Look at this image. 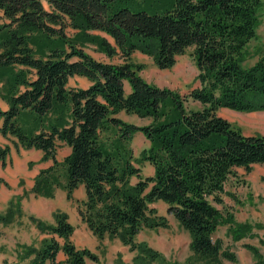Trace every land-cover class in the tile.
<instances>
[{"label":"trees","instance_id":"1","mask_svg":"<svg viewBox=\"0 0 264 264\" xmlns=\"http://www.w3.org/2000/svg\"><path fill=\"white\" fill-rule=\"evenodd\" d=\"M260 3L0 0V97L7 104L0 108V134L16 148L38 149L53 161L32 191L52 195L59 184L56 148L64 143L70 148L63 160L67 196L83 185L77 211L96 237H119L155 256L134 239L143 227L167 225L151 206L160 200L190 234L196 255L233 259L213 239L225 221L213 202H222L224 183L235 167L264 164V135L243 134L217 108L264 110V49L253 64L242 65L245 46L256 34ZM68 28L75 31L72 36ZM93 30L111 36L114 45ZM85 43L108 57L120 52L123 61L98 60L84 50ZM189 47L199 85L187 94L147 82L139 73L142 65L130 59L139 50L159 68H169ZM74 75L89 85L68 86ZM189 99L201 107L189 106ZM121 110L151 120L126 122L117 116ZM112 129L115 136L105 142L102 133ZM135 132L149 142L139 155L152 166L151 174L142 175L133 161L127 144ZM8 152L7 145L0 147V163ZM231 219L229 214L226 220ZM47 231L51 237L32 264L54 262L60 250L67 264H84L85 256L95 259L71 242L73 227L65 213Z\"/></svg>","mask_w":264,"mask_h":264},{"label":"rangeland","instance_id":"2","mask_svg":"<svg viewBox=\"0 0 264 264\" xmlns=\"http://www.w3.org/2000/svg\"><path fill=\"white\" fill-rule=\"evenodd\" d=\"M257 16L255 37L248 41L244 49V67L253 64L264 49V0L257 8ZM66 31L69 36L75 33L69 28ZM90 33L106 38L112 45L115 43L103 31L93 30ZM84 50L98 60L123 61L120 52L108 57L92 43H85ZM130 59L142 65L139 73L149 83L168 87L181 94H187L199 85L191 47L178 55L175 64L169 68H159L151 55L139 50H135ZM86 83L85 78L73 76L68 85L83 86ZM187 103L193 108L201 107L199 102L191 99ZM217 113L243 134L264 135V110L241 112L219 107ZM117 116L135 124H146L151 120L150 117H139L123 110ZM108 135L110 139L113 138L114 130L102 133L105 142L110 141ZM148 144L140 132H135L127 144L132 150L134 163L141 167L142 175L153 173L152 166L141 160L139 155ZM6 145L9 147L8 156L5 163H0V216L3 217L0 219V264H32L34 260L38 261L37 252L51 237L47 228L55 223L60 213L67 215L73 227L70 240L75 247L95 256V259L85 256L84 264H264V164H253L250 170L235 167L224 183L222 202H213L225 219L213 232V239L221 251L232 253L233 259L221 254L210 257L196 255L190 246V234L167 210V204L160 200L151 206L165 218L167 225L143 227L134 239L137 245L144 244L155 250V256H148L138 247L124 244L119 237H96L81 220L77 202L84 198L82 187L77 188L71 198L64 187L63 160L68 153L66 146L59 143L55 153V174L59 184L53 186L51 196H44L34 193L32 188L39 173L51 167L53 161L43 158V153L38 149L16 148L8 138L0 136V147ZM229 214H232V219L227 221ZM56 238L59 244L63 242L62 238ZM250 247H255L258 255ZM39 263L67 264L62 250L58 251L54 262L45 260Z\"/></svg>","mask_w":264,"mask_h":264},{"label":"crops","instance_id":"3","mask_svg":"<svg viewBox=\"0 0 264 264\" xmlns=\"http://www.w3.org/2000/svg\"><path fill=\"white\" fill-rule=\"evenodd\" d=\"M74 76H77V75H74ZM73 77V76H72ZM71 78V77H70ZM69 78V79H70ZM83 78H85V77H83ZM69 79H68V83H69ZM86 79V78H85ZM86 84L85 85H83V86H81V87H86V86H88L89 85V81L86 79ZM68 83H67V85H68ZM1 84H2V82L0 81V86H1ZM69 86V85H68ZM70 86H76V85H70ZM78 86V85H77ZM1 98V97H0ZM0 108H2V109H6L7 108V104H6V102L1 98V101H0ZM220 115V114H219ZM222 116V115H221ZM225 118V117H224ZM249 135V134H248ZM0 136H2L1 134H0ZM2 137H4V136H2ZM61 144H63L64 146H66V148L68 149V153H69V151H70V148H69V146H67V145H65L64 143H61ZM39 152H40V150H38ZM42 152V151H41ZM67 153V154H68ZM79 187H82V190H83V197H85V192H84V187H83V185H79L77 188H79ZM76 188V189H77ZM75 189V190H76ZM75 190L73 191V194H74V192H75ZM81 196V197H82ZM84 199V198H83Z\"/></svg>","mask_w":264,"mask_h":264}]
</instances>
